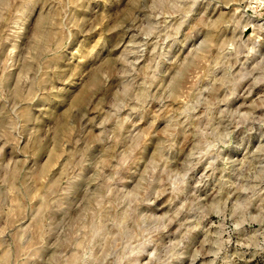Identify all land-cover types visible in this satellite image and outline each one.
Here are the masks:
<instances>
[{
  "label": "rangeland",
  "instance_id": "rangeland-1",
  "mask_svg": "<svg viewBox=\"0 0 264 264\" xmlns=\"http://www.w3.org/2000/svg\"><path fill=\"white\" fill-rule=\"evenodd\" d=\"M0 264H264V0H0Z\"/></svg>",
  "mask_w": 264,
  "mask_h": 264
}]
</instances>
